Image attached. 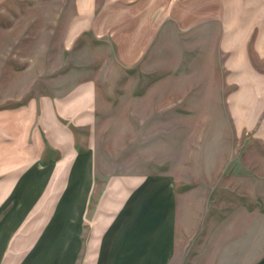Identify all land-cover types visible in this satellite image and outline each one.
<instances>
[{
	"label": "rangeland",
	"instance_id": "rangeland-1",
	"mask_svg": "<svg viewBox=\"0 0 264 264\" xmlns=\"http://www.w3.org/2000/svg\"><path fill=\"white\" fill-rule=\"evenodd\" d=\"M186 1L170 0L178 23L155 53L139 39L143 55L126 64L135 43L121 49L118 32L97 37L77 0H0V166L7 145L18 174L39 155L56 157L63 142L91 156L97 194L169 176L171 264H256L264 257V57L251 49L256 71H239L216 40L179 24ZM118 22L113 14L107 25Z\"/></svg>",
	"mask_w": 264,
	"mask_h": 264
},
{
	"label": "crops",
	"instance_id": "crops-1",
	"mask_svg": "<svg viewBox=\"0 0 264 264\" xmlns=\"http://www.w3.org/2000/svg\"><path fill=\"white\" fill-rule=\"evenodd\" d=\"M76 4L97 37L106 31L115 38L118 32L121 49L127 41L135 43L126 64L143 55L139 39L151 40L155 53L178 23L170 0ZM184 6L188 9L179 17L184 30L199 33L200 40H216L222 56L242 65L239 71H253L251 49L264 57V0H187ZM113 14L119 22L111 30L107 24ZM141 14L148 17L144 26ZM54 147L56 157L39 155L17 174L14 145H7V166H0V264H171L176 249L173 179L146 177L132 180L129 191L115 187L97 194L91 156L69 143ZM256 264H264V257Z\"/></svg>",
	"mask_w": 264,
	"mask_h": 264
}]
</instances>
